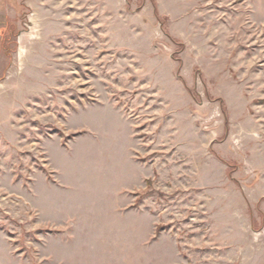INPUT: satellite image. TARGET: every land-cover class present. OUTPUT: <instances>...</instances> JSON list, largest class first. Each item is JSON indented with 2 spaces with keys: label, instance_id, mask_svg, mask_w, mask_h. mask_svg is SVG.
<instances>
[{
  "label": "rangeland",
  "instance_id": "374dc122",
  "mask_svg": "<svg viewBox=\"0 0 264 264\" xmlns=\"http://www.w3.org/2000/svg\"><path fill=\"white\" fill-rule=\"evenodd\" d=\"M0 264H264V0H0Z\"/></svg>",
  "mask_w": 264,
  "mask_h": 264
}]
</instances>
